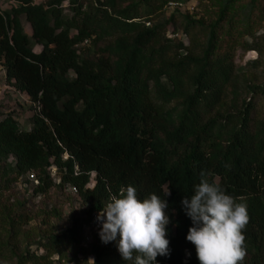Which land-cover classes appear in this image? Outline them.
I'll return each instance as SVG.
<instances>
[{"label": "trees", "instance_id": "1", "mask_svg": "<svg viewBox=\"0 0 264 264\" xmlns=\"http://www.w3.org/2000/svg\"><path fill=\"white\" fill-rule=\"evenodd\" d=\"M188 2L21 0L0 6L7 83L40 107L27 132L0 108V196L34 175L37 195L75 188L85 208L70 229L39 244L42 254L27 252V263L56 264L71 249L74 264H90L89 257L95 264H130L115 242L105 245L98 236L83 242L94 215L131 184L139 198L155 193L168 205L170 255L158 256L157 264H199L186 240L192 223L181 201L205 171L210 182L247 204L242 264H264V33L239 32L223 11L213 27L187 21L186 41L174 39L170 24L158 22L170 3ZM253 8L251 21L263 23L264 0H253ZM239 34L251 36L243 46L258 55L240 68ZM33 220L30 213L16 215L20 227Z\"/></svg>", "mask_w": 264, "mask_h": 264}, {"label": "rangeland", "instance_id": "2", "mask_svg": "<svg viewBox=\"0 0 264 264\" xmlns=\"http://www.w3.org/2000/svg\"><path fill=\"white\" fill-rule=\"evenodd\" d=\"M46 1L36 0L35 3L40 4ZM188 1H190L189 4H183V8L174 10L168 8L165 18L158 22L160 25L170 24L168 35L174 39H185L183 27L187 21H195L202 27H213L223 11L236 20L239 32L251 28L257 36L264 33V22L260 24L258 20L251 21L255 14L253 0ZM9 4L11 3L4 0L3 7ZM66 14L68 15L69 12L66 11ZM21 21L25 34L30 37L32 35L30 24L24 18ZM251 39L250 35L241 38L239 34L235 58L239 68L258 58L255 52L247 51L243 46L244 42L250 44ZM31 48L37 52L40 50L33 44ZM87 51L91 49L87 48ZM0 63L4 65L3 59H0ZM2 84V79H0L2 113L13 115L22 131H30L32 118L38 114V106L31 103L30 99L20 98L13 91L14 87L8 83L12 91H4ZM55 172L56 170H52L53 175ZM35 188L36 184L30 177H25L20 179L10 191L0 196V264H30L25 258L27 252L42 254L43 251L39 250V244L50 234H59L70 229L72 221L80 219L85 211L80 198L69 187L61 190L53 189L45 196L37 195ZM25 213H30L34 220L20 227L17 225L16 215L20 217ZM73 256L74 251L66 249L64 259L56 264H74ZM80 257L83 259L82 256ZM90 259L93 260L89 257L88 261ZM89 263L92 264L91 261Z\"/></svg>", "mask_w": 264, "mask_h": 264}, {"label": "clouds", "instance_id": "3", "mask_svg": "<svg viewBox=\"0 0 264 264\" xmlns=\"http://www.w3.org/2000/svg\"><path fill=\"white\" fill-rule=\"evenodd\" d=\"M209 175L201 171L192 194L181 201L192 223L186 240L194 245L199 264H242L246 255L243 230L249 220L247 204L237 202L221 186L210 182ZM167 208L165 199L155 193L141 199L129 184L119 196H110L98 213L100 240L105 245L115 242L125 262L157 264L158 256L170 255Z\"/></svg>", "mask_w": 264, "mask_h": 264}, {"label": "built area", "instance_id": "4", "mask_svg": "<svg viewBox=\"0 0 264 264\" xmlns=\"http://www.w3.org/2000/svg\"><path fill=\"white\" fill-rule=\"evenodd\" d=\"M5 1H8L13 6V5L19 4L21 0H5ZM33 1L35 3L36 0H33ZM3 4H4V0H0V6L2 8H4ZM180 7L183 8L182 4H179V3H170L169 6H168V8L173 9V10L174 9H178ZM0 79H2V83H3L2 84V88L4 89V91L11 92L12 88H11V86H9L7 84V80H6L7 79V71H6L5 67H4V65H1V63H0ZM13 91H15V93L22 99H30L28 94L26 92H24V91H20V90L16 89L15 87H14ZM30 101H31V99H30ZM31 103H33V102L31 101ZM38 114H40V107L39 106H38ZM30 179L36 185H38V181L35 179L34 175H30ZM72 191H73L74 194H77V190L75 188H73ZM97 215L98 214L94 215V217L92 218V220L90 222V226L86 229V236H85V240L83 242L85 246H87L88 244H90L93 241L94 236H98L99 237L98 233H99V230H100V226H99V224L97 223V220H96Z\"/></svg>", "mask_w": 264, "mask_h": 264}]
</instances>
